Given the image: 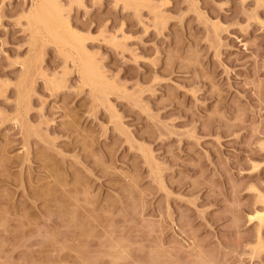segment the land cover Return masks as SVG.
<instances>
[{"label": "rangeland", "instance_id": "rangeland-1", "mask_svg": "<svg viewBox=\"0 0 264 264\" xmlns=\"http://www.w3.org/2000/svg\"><path fill=\"white\" fill-rule=\"evenodd\" d=\"M35 3L0 0V264H264V0H58L103 92Z\"/></svg>", "mask_w": 264, "mask_h": 264}, {"label": "bare ground", "instance_id": "bare-ground-1", "mask_svg": "<svg viewBox=\"0 0 264 264\" xmlns=\"http://www.w3.org/2000/svg\"><path fill=\"white\" fill-rule=\"evenodd\" d=\"M34 3H35V0H34ZM31 9L32 10L30 11V15H29V23L31 22L32 26L35 25L34 27L36 29V32H37V30H38V32L42 31L43 34L48 39H50V40L44 39L46 41L48 40L50 42L52 40L54 44H59V45L62 44L64 46H69V48H71L73 51H76L75 54L77 56L79 55L78 56L79 59H77V60H79L78 66L80 67V70L82 72V73L80 72L81 73L80 75L83 76L82 78L86 79V84L90 83V84L94 85L92 87H94V89H96V90H100L99 86L101 88L104 87V89H105L106 88L105 87L106 81H102V79L103 80H105V79L102 77V73L96 67L97 64L95 65L94 62L92 61V59L86 55L87 52L85 53V50H84L83 44H82V40L80 39L79 36L78 37L76 36L77 34L75 32H72L71 30L67 29L68 21L65 19L66 17L63 15L64 13H62L63 10H62V7H60V5H59L58 0H36L34 7ZM65 20H66V22H65ZM38 32H37V34H39ZM43 34L41 35V38H42ZM45 36H43V38ZM64 46H63V48H64ZM71 49L69 50V49L65 48V50H67L69 52L70 51L72 52ZM66 55H69V53L68 54L66 53ZM71 56H72V53H71ZM73 56H75V55L73 54ZM83 81L85 82V80H83ZM103 82L105 83V85H103L104 84ZM54 85H53L54 87H57L56 85H58V84H54ZM95 86H97L99 89L95 88ZM100 91L103 92V89H101ZM101 94H103V93H101ZM256 166H258V165H256ZM258 196H260V195H258ZM259 198H260V201H261V199H264L263 195H262V197L260 196V197H258V199H256L257 202L259 201ZM262 202H264V201L262 200ZM262 204L264 205V203H262ZM253 209H255V208H253ZM259 210L255 209L254 211H252V212H254V214L250 215V216L253 219L255 218V220H257L259 222V226H261L260 224L263 223V218H264V206H263V209H261V211H259ZM258 230L259 229H257V231ZM257 237H258L257 238L258 240L257 239L256 240L259 241V243H258V245L256 244V247L263 246L264 242H261L262 240L260 239L259 231L257 233ZM254 251H255V249H254ZM258 251H260V250H258Z\"/></svg>", "mask_w": 264, "mask_h": 264}]
</instances>
